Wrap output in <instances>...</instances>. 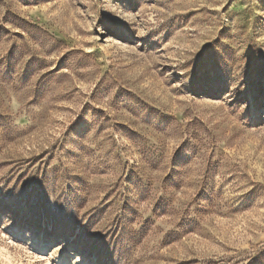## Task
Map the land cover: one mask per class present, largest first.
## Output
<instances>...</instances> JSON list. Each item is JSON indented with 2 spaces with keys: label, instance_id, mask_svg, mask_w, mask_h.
<instances>
[{
  "label": "rangeland",
  "instance_id": "1",
  "mask_svg": "<svg viewBox=\"0 0 264 264\" xmlns=\"http://www.w3.org/2000/svg\"><path fill=\"white\" fill-rule=\"evenodd\" d=\"M0 264H264V0H0Z\"/></svg>",
  "mask_w": 264,
  "mask_h": 264
},
{
  "label": "bare ground",
  "instance_id": "2",
  "mask_svg": "<svg viewBox=\"0 0 264 264\" xmlns=\"http://www.w3.org/2000/svg\"><path fill=\"white\" fill-rule=\"evenodd\" d=\"M78 260V259H77Z\"/></svg>",
  "mask_w": 264,
  "mask_h": 264
}]
</instances>
